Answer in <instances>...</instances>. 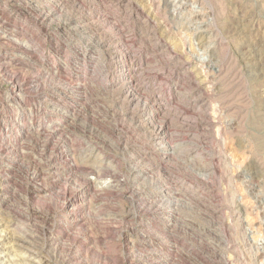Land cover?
<instances>
[{"label":"rangeland","instance_id":"obj_1","mask_svg":"<svg viewBox=\"0 0 264 264\" xmlns=\"http://www.w3.org/2000/svg\"><path fill=\"white\" fill-rule=\"evenodd\" d=\"M263 116L264 0H0L2 264H264Z\"/></svg>","mask_w":264,"mask_h":264},{"label":"bare ground","instance_id":"obj_2","mask_svg":"<svg viewBox=\"0 0 264 264\" xmlns=\"http://www.w3.org/2000/svg\"><path fill=\"white\" fill-rule=\"evenodd\" d=\"M174 9V8H173ZM235 23V22H234ZM233 24H231V26H232ZM227 26H229V25H227ZM229 28V27H228ZM231 28V27H230ZM17 41V40H16ZM18 42V41H17ZM25 45V44H24ZM242 46V45H241ZM246 49V47H243L242 48V50L240 51L241 52V54L242 55H244V54H246L245 53V50ZM247 52V51H246ZM28 53V52H27ZM210 66V65H209ZM124 69H122V71H123ZM123 73H125V72H123ZM123 73H122V75H123ZM120 75H121V72H120ZM121 75V76H122ZM124 77H126V75H124ZM27 85V84H26ZM79 85H81V84H79ZM78 87V86H77ZM81 87V86H80ZM160 87V86H159ZM22 88V87H21ZM64 116H67L68 114H66L67 112H66V110L64 109ZM222 112V111H221ZM70 114V113H69ZM263 118H264V116H263ZM21 120V125H20V127L18 128V130H17V135L18 136H20V133L22 134V133H24L25 132V130H26V128H25V126H24V121H25V119L24 118H22V119H20ZM26 122V121H25ZM19 125V124H18ZM228 126V125H227ZM220 132V131H219ZM223 132V131H222ZM154 136H155V138H161L162 136V134H163V131H162V127L161 126H158L157 128H156V130H155V132H154ZM1 144V143H0ZM160 145V144H159ZM3 146V145H2ZM10 145H4V148H7V147H9ZM165 149V148H164ZM205 150V149H204ZM6 152H8V151H6ZM206 152H207V149H206ZM12 153V152H11ZM209 153V152H208ZM166 154H169L168 152H166ZM67 156V155H66ZM10 158V157H9ZM221 159V158H220ZM10 160V162H12V159L10 158L9 159ZM211 160H214L213 158H211ZM225 160V159H224ZM223 160V161H224ZM218 161H219V159H218ZM222 161V162H223ZM220 162V161H219ZM213 163V162H212ZM226 163V162H225ZM249 163V162H248ZM11 164H8V166H7V169H8V167H11L10 166ZM210 165V167H209V169L213 172V170H214V172L216 171V166H215V164H209ZM205 167V166H204ZM207 167H208V165H207ZM208 169V170H209ZM222 170V169H221ZM248 171H249V174H248V177L250 176V178H252V177H255V174H257V172L259 171V170H257V167H256V165L254 164V163H249V165H248ZM9 173H11V170L10 171H8ZM28 175V174H27ZM38 175H40V174H38ZM37 174H35V173H33L32 172V175H31V178L30 179H28L30 182H33V181H36V177L38 176ZM252 176V177H251ZM8 175L6 176V177H3V176H1V174H0V188L2 187V184L4 183V182H8ZM232 178V177H231ZM243 179V181H244V178H242ZM27 180V181H28ZM28 183V182H27ZM245 183V182H244ZM32 187V190L30 191L31 192V194H35L37 191H38V189L36 190V187H35V185H32L31 186ZM247 187V186H246ZM43 188H45V187H41L40 188V190H44ZM82 188H78V189H73L72 191H68L65 187H61V188H58V189H56V191L53 193L54 194V197L55 198H57L58 200H61V202L59 203H57L55 206H56V208L58 207V208H60V210L61 211H66V214H68L70 217H71V219L72 220H70V222L69 223H71V222H74L75 224L77 223L76 222V216H77V211H78V208H79V203H78V196H79V193L82 191L81 190ZM31 196V195H30ZM33 197V196H32ZM34 198V197H33ZM259 199V198H258ZM263 200V199H262ZM7 205V204H6ZM48 206V205H47ZM19 207H20V209L22 210V209H24V211H26V213H30V214H36L35 213V211H34V209L29 205V204H27V203H25V204H23V205H19ZM168 207H170V206H168ZM50 209V207L48 206V208H47V210H49ZM19 210V209H18ZM235 210H237V209H235ZM211 212V211H210ZM212 213V212H211ZM172 214H173V212H172V210L171 209H168V210H166V218H169V217H171L172 216ZM10 215V214H9ZM12 215V214H11ZM20 215V214H19ZM18 214H16V213H13V215L12 216H9L10 217V221H12L13 223H15V222H19L21 219H23L22 217H20ZM28 215V214H27ZM236 215V214H235ZM31 216V215H30ZM232 216H233V213H232ZM237 216V215H236ZM7 217V216H6ZM8 217V218H9ZM8 218H7V220H8ZM236 218V217H235ZM234 218V219H235ZM238 218V217H237ZM5 219V218H4ZM3 218H1L0 217V249H1V247H3L6 243H8L7 242V238H6V232H7V230H8V226L7 225H4V222H5V220H4ZM240 219V218H239ZM9 221V220H8ZM229 221V220H228ZM7 223V222H6ZM14 225H16V224H14ZM69 225H71V224H69ZM239 225V224H238ZM10 226V225H9ZM209 226H211L212 227V223L211 222H209ZM237 227V226H236ZM2 228V229H1ZM17 228V227H16ZM10 230V229H9ZM247 230V229H246ZM209 231V230H208ZM210 231H211V229H210ZM245 231V230H244ZM9 232V231H8ZM18 232H20V231H18ZM27 232V231H26ZM246 234V233H245ZM13 240H15L14 238H12V239H10V241L9 242H11V241H13ZM243 242V241H242ZM235 243V242H234ZM244 243H246V242H244ZM243 243V244H244ZM264 245V244H263ZM17 247L18 248V250L19 249H21L22 250V254H21V256L22 257H24V258H27L28 259V263L27 264H44L45 262H43V258L41 257V254L43 253V249L41 248V247H38L37 245H35V244H33V246L30 244V237L26 234V233H24V231H23V234H20L19 235V239H17L16 240V242H13L12 243V245H11V247ZM245 246V245H244ZM262 248H264V246H262ZM234 249V248H233ZM235 250V249H234ZM241 250V249H240ZM243 250V249H242ZM3 252V250H0V253H2ZM16 252H17V250H16ZM262 252H264V251H262ZM260 253V252H259ZM257 254V253H256ZM16 255V254H15ZM18 255V254H17ZM237 257V256H236ZM235 259V258H234ZM5 260V258H2V259H0V264H2L3 263V261ZM22 260V259H21ZM32 260V261H31ZM34 260V261H33ZM27 261V260H26ZM31 263H30V262ZM67 261V260H66ZM229 262V261H228ZM232 262V261H231ZM26 263V262H25Z\"/></svg>","mask_w":264,"mask_h":264}]
</instances>
